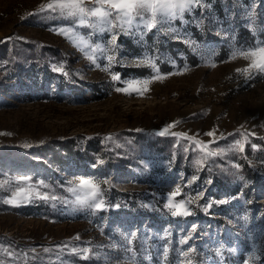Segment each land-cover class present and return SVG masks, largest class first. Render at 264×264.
<instances>
[{
	"label": "rangeland",
	"instance_id": "obj_1",
	"mask_svg": "<svg viewBox=\"0 0 264 264\" xmlns=\"http://www.w3.org/2000/svg\"><path fill=\"white\" fill-rule=\"evenodd\" d=\"M51 2L0 0V262L264 264L262 155L246 151L264 145V72L234 54L264 45V0L74 33ZM80 177L107 181L101 208L75 203ZM182 201L190 214L166 207Z\"/></svg>",
	"mask_w": 264,
	"mask_h": 264
},
{
	"label": "snow or ice",
	"instance_id": "obj_2",
	"mask_svg": "<svg viewBox=\"0 0 264 264\" xmlns=\"http://www.w3.org/2000/svg\"><path fill=\"white\" fill-rule=\"evenodd\" d=\"M197 6L203 7V0H90L89 3H85V0H52L46 7L53 12H57L61 17L70 21L69 32L74 33L75 29L79 27H90L100 32H112L114 28L130 31L133 28H139L143 25L145 30L156 28L158 25L163 26L165 23L180 19L183 20L185 12L194 10ZM42 7V10H43ZM172 31H176L172 29ZM178 35V33H177ZM115 40V34L112 37ZM99 49V46H96ZM96 49H93L95 51ZM246 59H250L251 63L248 68L243 72L248 73L249 69L254 68L259 72H264V45H256L251 49H240L238 53ZM91 59V55H89ZM258 58V59H257ZM112 58L109 57V60ZM154 67V65H152ZM241 71V70H238ZM113 79H118L114 76ZM122 89L118 88L117 91ZM161 135L164 133L161 132ZM207 135L212 136L213 133L209 132ZM239 145V141H237ZM242 150V148L240 149ZM215 152H207L203 159H207L208 156L215 155ZM199 163V161H198ZM20 181H28L31 178L27 176H21L18 178ZM68 191L72 193H78L81 191H87V195L83 198L77 196L75 203L80 204L88 208H101L103 206V189L101 183H107V181L98 182L84 177L79 178V184H74ZM40 186H44L43 182H40ZM24 191L23 188H18L17 192ZM16 195V193H14ZM172 196L175 193L171 194ZM28 196L26 199H30ZM44 199H57L55 196L49 197L47 194L41 196ZM8 203H14V200L7 201ZM183 201L180 204H166L170 210L173 211V215H188L189 209L183 207ZM135 234H133L134 238ZM129 239V244L131 239ZM187 243V239L183 241ZM7 251V250H5ZM33 251H35L33 249ZM44 251H49L45 249ZM82 252H89V249H82ZM131 251V249H129ZM192 251V249H190ZM11 255V253H9ZM187 255V253H185ZM87 259V257H84ZM2 264V262H0ZM190 264V262H189Z\"/></svg>",
	"mask_w": 264,
	"mask_h": 264
},
{
	"label": "trees",
	"instance_id": "obj_3",
	"mask_svg": "<svg viewBox=\"0 0 264 264\" xmlns=\"http://www.w3.org/2000/svg\"><path fill=\"white\" fill-rule=\"evenodd\" d=\"M128 72H130V74H133V75H144L148 72V69H146L145 67H129L128 69H126V72H124L123 75H128ZM91 86L93 87L92 92H95L97 90L95 87L96 85L91 84ZM87 87L90 88V85L87 84ZM252 143L257 145V148L250 149L249 147H247L246 151L249 152L253 150L257 157L259 156L261 157L262 155V157L259 159L260 164L257 165V167H260L261 170L264 172V145L262 141L257 137H254L252 139ZM260 177L261 176L258 173L254 172L251 178L253 179L254 182H264V179L260 180Z\"/></svg>",
	"mask_w": 264,
	"mask_h": 264
}]
</instances>
